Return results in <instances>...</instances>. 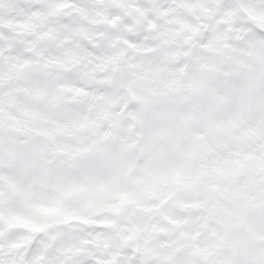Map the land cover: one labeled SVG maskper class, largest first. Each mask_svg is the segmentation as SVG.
<instances>
[{"label": "snow or ice", "instance_id": "1", "mask_svg": "<svg viewBox=\"0 0 264 264\" xmlns=\"http://www.w3.org/2000/svg\"><path fill=\"white\" fill-rule=\"evenodd\" d=\"M0 264H264V0H0Z\"/></svg>", "mask_w": 264, "mask_h": 264}]
</instances>
